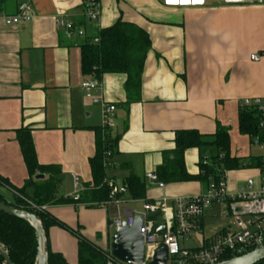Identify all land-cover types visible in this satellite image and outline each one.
Segmentation results:
<instances>
[{
  "label": "crops",
  "instance_id": "0c3cea01",
  "mask_svg": "<svg viewBox=\"0 0 264 264\" xmlns=\"http://www.w3.org/2000/svg\"><path fill=\"white\" fill-rule=\"evenodd\" d=\"M21 3L32 6L31 22L8 27L0 18V178L16 189L28 180L16 136L18 130H30L38 165L60 170L54 177L55 201L68 200L49 205L46 211L97 248L110 252V229L125 212H141L145 203L160 198L207 192L212 179L161 182L162 189L145 179L161 165L162 154L173 150L177 132L201 135L206 143L201 148L214 151L212 159L218 154L211 145L216 130L227 128L232 159L263 158L261 150L239 134L238 114L243 101L264 99V5L222 6L205 0L204 7L177 8L165 7L163 0H98L100 16L90 21L85 16L86 0H0L1 15H14ZM58 20L81 29L86 39L67 40ZM118 20L143 30L151 43L139 93L131 103H127L125 75L96 79L81 71L80 46ZM256 54L261 56L258 63L251 60ZM94 80L99 84L93 94L96 103L86 99L80 88L82 82ZM101 102L115 106L110 137H119L105 166L106 179L124 185L135 177L145 186L144 200H133L127 192L118 208H88L71 200L73 176L83 190L92 182L88 161L95 155ZM201 148L184 153L190 176H197L198 163L208 158L201 157ZM223 172L230 193L244 188L249 179L255 187L261 183L258 167ZM0 196L8 204L15 202L13 192L5 187L0 186ZM214 207L221 206L209 208ZM111 211L116 217L110 218ZM204 228L203 215L194 234H202ZM223 228L203 238L201 246ZM48 246L68 264H77V240L67 231L50 228Z\"/></svg>",
  "mask_w": 264,
  "mask_h": 264
},
{
  "label": "trees",
  "instance_id": "16d2710c",
  "mask_svg": "<svg viewBox=\"0 0 264 264\" xmlns=\"http://www.w3.org/2000/svg\"><path fill=\"white\" fill-rule=\"evenodd\" d=\"M96 38L99 40L97 45L84 43L80 46L82 74L93 76L96 79L108 74L125 75L127 103H131L135 100V95L139 93L144 62L151 49L147 33L135 25L118 20L110 28L100 31ZM258 121L259 115L256 110L242 107L238 114L239 134L249 138L250 142L253 139H257L259 142L263 141L264 134L259 130ZM118 139L119 137L111 139L101 129L96 131L95 155L88 161L92 182L84 189L79 199V202L88 208L105 207L108 202L109 190L105 183L107 181L105 166L114 154ZM16 141L20 148L28 180L25 181L21 189H16L6 180L0 178V186L12 191L15 197L13 204L6 203L1 196L0 202L36 216L40 220L47 241L48 231L53 227L65 230L74 236L77 240V264H118L108 251L97 248L46 211V207L49 205L68 203L67 199L55 201L54 198L57 187L54 177L60 174V170L53 166L38 165L30 130H18ZM203 145L206 143L197 132H177L173 150L162 154V163L156 169L158 180L164 184L206 182L209 179L217 182L219 180L217 168L223 172L224 170L245 169V166L247 169L261 165L260 159H251L249 162L232 159L229 155V130L218 127L211 144L218 151L217 156L211 159L216 163V169L203 167L199 162V174L190 176L185 169L184 153L190 149H200ZM219 155H223L220 162L217 161ZM36 175L47 176V178L42 182H35L33 178ZM124 186L133 200L145 199V186L135 177H130ZM0 244L11 264H36L35 231L27 222L0 212ZM227 260L230 258L223 261ZM48 264L68 263L62 255L52 253L48 246Z\"/></svg>",
  "mask_w": 264,
  "mask_h": 264
},
{
  "label": "built area",
  "instance_id": "2783aa9c",
  "mask_svg": "<svg viewBox=\"0 0 264 264\" xmlns=\"http://www.w3.org/2000/svg\"><path fill=\"white\" fill-rule=\"evenodd\" d=\"M222 6H245V5H264V0H216ZM205 0H199L185 6L179 2L178 5H171L167 0H163L165 7H204ZM85 16L90 21L98 20L100 9L95 0L86 1ZM0 18L5 26L16 27L23 23H29L32 20V6L30 3H21L16 7L12 16L1 15ZM66 39L70 40L73 36L80 39H86L84 32L76 28L71 23L63 20L56 22ZM89 44L97 45L98 38L87 41ZM253 62L258 63L261 56H251ZM80 88L86 99L93 100V94L98 90L97 81H84ZM242 107L252 108L259 115L258 127L264 134V99H247L243 101ZM115 106L101 102L100 111V129L105 135L110 136V130L113 126ZM252 147L258 148L262 152V159L258 171L261 174V183L255 187L253 180L249 179L244 188L235 193H230L227 189L225 173L220 172L219 180L213 182L204 195H198L188 198H160L158 200L147 202L143 205L141 212H125L123 218H116L113 221L114 230L121 229L123 223L127 228H132L136 217L142 221L140 236L144 245V264L151 261L154 251L163 246L167 252L166 264H216L223 262L226 258H236L247 254L248 252L264 247V138L259 142L257 139L251 141ZM223 155H219L217 161L220 162ZM203 167H213L216 169V163L209 158L200 160ZM244 167V166H243ZM246 169V166H245ZM145 179L159 189L164 185L158 180L155 172L145 175ZM73 180V194L71 200L77 202L80 199V193L84 191L80 186L79 179L76 176ZM109 190L108 202L105 206L113 205L119 207L120 198L127 193L124 185H116L112 180L105 181ZM211 205L222 206V216L228 220L222 231L211 241H207L201 247L196 249H185L180 246V241H187L197 230V222L204 215V211ZM43 210L45 208H42ZM158 213L159 221L150 220V213ZM154 225L163 226L165 232L161 236H155L152 233ZM110 256L111 252H109ZM113 258V257H112ZM114 259V258H113ZM117 261L116 259H114ZM118 262V261H117ZM0 264H5L3 260ZM118 264H121L118 262ZM259 264H264V261Z\"/></svg>",
  "mask_w": 264,
  "mask_h": 264
},
{
  "label": "water",
  "instance_id": "95a60500",
  "mask_svg": "<svg viewBox=\"0 0 264 264\" xmlns=\"http://www.w3.org/2000/svg\"><path fill=\"white\" fill-rule=\"evenodd\" d=\"M43 175L34 176V181L44 180ZM0 212L27 222L35 231L37 243L36 264H48V241L45 232L42 229L40 220L31 214L22 212L0 202ZM158 213H150L149 219L155 220ZM142 221L139 217L135 218L132 228H127L123 223L121 229H116L111 238L110 252L114 259L121 264H144V245L140 230ZM165 232L163 226L154 225L152 233L155 236H161ZM0 258L5 264H11L6 254L3 253V247L0 244ZM264 261V247L256 248L247 254L232 258L227 261L216 264H259ZM167 252L163 246H159L153 253L152 259L146 264H166Z\"/></svg>",
  "mask_w": 264,
  "mask_h": 264
},
{
  "label": "rangeland",
  "instance_id": "374dc122",
  "mask_svg": "<svg viewBox=\"0 0 264 264\" xmlns=\"http://www.w3.org/2000/svg\"><path fill=\"white\" fill-rule=\"evenodd\" d=\"M201 157H205L208 156V158H210L213 154L214 151H208L207 149H205L204 147L201 148ZM211 154V155H210ZM138 208L141 207V205H136ZM222 208V206L220 207ZM220 208H209L206 209L204 211V218H205V228L203 230L202 234H194L193 236H190V238L188 239L187 242H183L180 241V246H185L186 248H193V247H200L202 244V239L203 238H209L214 232L215 230L217 231V229L223 228L226 226V224L228 223V220L226 218L223 217H219L218 215V209ZM122 213V212H121ZM218 215V216H217ZM217 217L215 219L212 220V217ZM116 217L115 212H110V218H114ZM157 221H159V219H156ZM110 233H111V237L114 234V230L110 229ZM110 237V238H111Z\"/></svg>",
  "mask_w": 264,
  "mask_h": 264
},
{
  "label": "bare ground",
  "instance_id": "6f19581e",
  "mask_svg": "<svg viewBox=\"0 0 264 264\" xmlns=\"http://www.w3.org/2000/svg\"><path fill=\"white\" fill-rule=\"evenodd\" d=\"M199 0H195V2H198ZM168 3L171 5H178L179 2L183 3V5L187 6L192 3V0H167Z\"/></svg>",
  "mask_w": 264,
  "mask_h": 264
}]
</instances>
